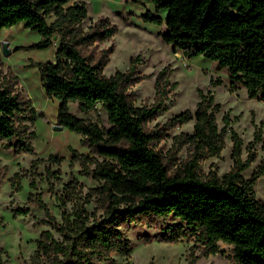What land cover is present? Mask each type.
I'll list each match as a JSON object with an SVG mask.
<instances>
[{"label": "trees", "instance_id": "obj_1", "mask_svg": "<svg viewBox=\"0 0 264 264\" xmlns=\"http://www.w3.org/2000/svg\"><path fill=\"white\" fill-rule=\"evenodd\" d=\"M72 0H0V31L22 25L37 32L41 40L30 49L46 50L59 45L54 61L33 63L41 73L48 97L59 103L57 125L79 134L89 154L70 147L72 161L78 162L80 174L100 185L84 194L78 182L67 184L57 195L61 218H57L37 196L32 204L43 210L46 219L37 226H47L37 240V251L28 264H92L95 259L110 261L113 254L125 257L133 253L129 239L121 228L147 225L162 231L157 238L175 244L196 237L201 247L191 248L188 264H198L201 257L217 255L221 244L231 247L235 264H264V203L255 197L256 182L264 175V162L250 179L243 173L256 161L255 142L262 141V128L257 127L255 140L248 146L243 159V140L229 129L225 116L220 129L211 92H199L197 110H190L155 129L149 124L168 112V97L178 84L171 81L173 70L162 69L155 82V102L137 107L130 89L147 78L139 72L140 59H131L126 72L117 70L112 76L104 71L111 62L114 48L101 46L113 41L118 27L107 17H99L85 29L89 17L85 2ZM153 5L143 19L158 26L166 24L163 40L174 52L187 59L204 56L227 69L231 90L240 83L250 99L264 102V0H133ZM161 11H167L163 18ZM55 17L52 23L48 18ZM23 47L16 48L19 51ZM77 103L79 110L97 113L101 107L107 114L109 129L70 110ZM38 112L19 90L18 77L6 69L0 52V143L16 155H36L37 133L32 125ZM195 120L193 134L174 138V148L190 149L188 158L176 165L159 149L169 131ZM228 131L232 133L234 165L219 176L212 171L204 174L200 164L221 155ZM264 147V145H263ZM65 158L51 154L39 163L61 166ZM6 168H0V184ZM61 169H47L46 175L32 173L36 179L61 180ZM23 175L16 174L12 186L21 189ZM99 208L92 213L87 205L93 201ZM72 204L69 210L68 205ZM29 214L30 209L18 210ZM101 212V214H99ZM180 222L171 225L172 218ZM144 241L151 240L144 237ZM199 250V254L196 251ZM0 264H5L0 256Z\"/></svg>", "mask_w": 264, "mask_h": 264}, {"label": "rangeland", "instance_id": "obj_2", "mask_svg": "<svg viewBox=\"0 0 264 264\" xmlns=\"http://www.w3.org/2000/svg\"><path fill=\"white\" fill-rule=\"evenodd\" d=\"M74 2H85L89 9V17L83 23L88 29L99 17H107L118 27V33L113 41L104 43L101 47H113L111 62L104 73L112 76L117 70L126 72L130 67L131 59H140L139 72L147 75V78L134 85L130 91L134 95L137 107L151 106L155 102V82L158 73L165 67L173 70L171 81L178 86L167 100L170 105L168 112L160 115L149 124V128L155 129L165 125L169 120L179 114L190 110L196 112L200 102L199 92H211L215 98V104L220 105L217 113V122L222 129L225 126L224 118L229 116L231 125L229 129L235 131L243 140V159L248 154V146L255 140L257 127L262 128V141L255 142L254 151L256 161L243 173L246 179H250L264 162V102L259 99H250L243 85L238 83L236 90H231L230 78L227 69H221L218 64L204 56L187 59L180 52H174L162 38L167 31L166 24L161 26L145 22L143 16L148 12L156 13L152 5L134 3L133 0H72ZM167 11H161L163 18ZM55 17L48 18L52 23ZM41 36L22 25L0 31V52L6 69L18 77L19 90L23 96L30 99L32 105L42 111H47L49 118H37L32 127L37 133L34 140L36 155H16L14 151L5 150L0 143V168H6L5 178L0 184V256L5 264H28L37 251V240L42 233L49 229L47 226H37L38 221L46 219L43 210L32 204V195L37 194L50 211L61 218V207L56 200L57 195H62L67 184L78 182L82 185L83 193H88L90 188L98 187L100 184L92 178L80 174L81 167L78 162L72 161L70 147L81 153L89 154V150L82 146L79 134L68 129L54 130L50 118L55 110L57 101L48 100L46 91L41 80L38 67H31L33 63H47L52 61L56 51L54 48L46 50L30 49L37 44ZM9 43L11 54L4 56L2 44ZM23 47L19 51L16 48ZM70 110L79 117L90 119L99 124L103 129H109L110 124L105 111L98 108L97 113H82L77 103H70ZM195 120L174 128L168 132L167 137L159 146L164 156L172 159L176 165L185 161L190 149L185 146L177 151L174 148V138L182 133L193 134ZM225 147L218 157H210L201 162V171L208 174L212 171L222 176L228 173L233 165L232 158L233 141L232 133L226 135ZM51 154L65 158L61 166L56 164L39 163L32 168V162L37 159H48ZM53 171L61 169V180H53L52 187L48 180L38 177L37 187L32 183V173L36 172L46 175L47 169ZM16 174L23 175L21 178V189L12 186ZM255 197L264 203V175L256 182ZM68 205V209L72 208ZM99 208L94 200L87 205V210L92 213ZM30 209L31 213H18V210ZM101 214V212H99ZM172 218L171 225L179 223ZM124 237L130 240L133 253L128 256L113 254L110 261H99L95 259L92 264H188V257L193 246L201 247L202 243L196 237H188L175 244L161 242L157 237L162 231L147 225L134 224L129 229L121 228ZM144 237H150L146 242ZM222 251L217 255L201 257L198 264H235L232 259L231 247L221 244ZM199 250L196 251L198 255Z\"/></svg>", "mask_w": 264, "mask_h": 264}, {"label": "crops", "instance_id": "obj_3", "mask_svg": "<svg viewBox=\"0 0 264 264\" xmlns=\"http://www.w3.org/2000/svg\"><path fill=\"white\" fill-rule=\"evenodd\" d=\"M152 8H154V6L152 5ZM58 45H59V38L57 37V39H54V45L51 47V48H54L55 51H57V48H58ZM55 59V56L53 55V58H52V61H54ZM47 96V99L50 101V100H55L57 101L56 103V107H55V110L54 112L52 113L51 115V120H50V123L52 124V126H55L57 125V115H58V109H59V101L57 99H52L50 97H48V95L46 94ZM38 112H44L46 114V116L49 118V114L47 111H42V110H39L38 108H36ZM66 128H64L63 130H65ZM81 138V136H79Z\"/></svg>", "mask_w": 264, "mask_h": 264}, {"label": "water", "instance_id": "obj_4", "mask_svg": "<svg viewBox=\"0 0 264 264\" xmlns=\"http://www.w3.org/2000/svg\"><path fill=\"white\" fill-rule=\"evenodd\" d=\"M54 39H57V36L54 37ZM2 53L4 56H9L11 54V50L9 48V43L8 42H4L2 44ZM64 127L61 125H55L54 126V130L58 131V130H63Z\"/></svg>", "mask_w": 264, "mask_h": 264}]
</instances>
